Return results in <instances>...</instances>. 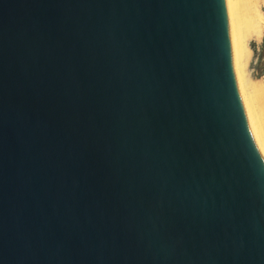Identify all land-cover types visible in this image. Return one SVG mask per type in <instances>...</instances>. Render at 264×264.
<instances>
[{
	"label": "water",
	"instance_id": "obj_1",
	"mask_svg": "<svg viewBox=\"0 0 264 264\" xmlns=\"http://www.w3.org/2000/svg\"><path fill=\"white\" fill-rule=\"evenodd\" d=\"M0 264H264L225 0H0Z\"/></svg>",
	"mask_w": 264,
	"mask_h": 264
},
{
	"label": "bare ground",
	"instance_id": "obj_2",
	"mask_svg": "<svg viewBox=\"0 0 264 264\" xmlns=\"http://www.w3.org/2000/svg\"><path fill=\"white\" fill-rule=\"evenodd\" d=\"M247 1H248V4L250 3V5L247 6V7L244 5V7H246V9H248L250 7L254 8L255 5L257 4L255 0H246V2ZM233 2H235V0L234 1L233 0H225L227 14H228V19H229V24H230V30H231L233 67H234V70H235V74H236V77H237V80H238V84H239V87H240V91H241V94H242V97H243V101H244V104H245V108H246V111H247V114H248V118H249L250 125H251V128H252L254 137H255V141H256L257 147L259 148L260 153H261L262 157L264 158V111H263L264 109L262 110V107L264 105L262 107H260L261 105L260 106L259 105L256 106L255 103H257V100L259 99V98H257L258 94L256 95L257 99H256V102H255L254 98L252 99V97L250 95V92H251L252 89L249 88V89H251L250 92L248 90V87H249L250 84H248L249 82L247 83V79H246V77L244 75L245 62L248 60V58L250 56L249 50L247 49V41L250 40V39L259 40L261 35L263 34V30H264L263 29V25L264 24H263L262 21H261V24L257 23V21L255 20L256 18H255L254 19L255 22L254 23L252 22V27H250L251 30L248 28V30H250V31L248 33L247 32L244 33L245 36L241 37L239 35V33H238L240 28H238V25L236 23V22L239 21V20H237L239 14L236 12L238 9L236 10V6H235L237 3L235 2L236 3L235 4ZM240 3H241V1H240ZM246 9H244L245 12L244 11H242V12H244L247 15L248 11H250V10H246ZM246 11H247V13H246ZM234 12H236V13H234ZM250 12H249V14H250ZM253 13H255V12H253ZM259 14H261V13H259ZM251 16H254V15L251 14ZM257 18H258V16H257ZM260 18L262 19V17H260ZM248 24L251 26V23H249V21L247 23V26L249 27ZM239 25H240V23H239ZM245 28H247V27L245 26ZM248 30L246 29V31H248ZM245 71H246V69H245ZM257 92H259V94H261V96H262V98L264 100V89H262V88L261 89H257ZM252 96H253V94H252ZM262 98H261V102H262ZM263 103H264V101H263Z\"/></svg>",
	"mask_w": 264,
	"mask_h": 264
},
{
	"label": "rangeland",
	"instance_id": "obj_3",
	"mask_svg": "<svg viewBox=\"0 0 264 264\" xmlns=\"http://www.w3.org/2000/svg\"><path fill=\"white\" fill-rule=\"evenodd\" d=\"M234 1V0H233ZM240 1H241V3H240ZM235 0V2L238 4H236L235 2H233V3H235L236 5V12L239 14V16L241 17H239L238 16V19L237 20H239L238 22H236L237 23V25H238V28H240L239 29V31H238V33H239V35L241 36V37H244L245 36V34L244 33H248L250 30H251V28L250 27H252V22L254 23L255 22V20L257 21V23H260L261 24V21L263 22V24H264V0H255L256 1V5H255V7L254 8H252V7H250V8H248V9H246V7L247 6H249L250 5V3L248 4V1L246 2V0ZM243 2V3H242ZM245 3V4H244ZM247 3V4H246ZM243 4V5H242ZM259 4V5H258ZM244 5L246 6V7H244ZM240 6V7H239ZM244 8V9H246V10H250V11H248V14L246 15L244 12H245V10L242 8V7ZM260 7V8H259ZM242 8V9H241ZM235 9V8H234ZM258 9V10H257ZM241 10V11H240ZM256 10V11H255ZM242 11H244V12H242ZM236 12H234V13H236ZM249 12H250V14H249ZM253 12H255V13H253ZM246 13H247V11H246ZM259 13H261V14H259ZM251 14H253L254 16H251ZM250 15V16H249ZM260 15V16H259ZM256 16V17H255ZM257 16H258V18H257ZM235 17V16H234ZM237 17V16H236ZM260 17H262V19L260 18ZM243 18V19H242ZM256 18V19H255ZM247 19V20H246ZM252 19V20H251ZM255 19V20H254ZM259 19V20H258ZM261 19V20H260ZM245 20V21H244ZM248 21H249V23H251V26L249 25V27L247 26V23H248ZM245 22V23H244ZM239 23H240V25H239ZM245 26L247 27V28H245ZM237 28V29H238ZM248 28L250 29V30H248ZM246 29L248 30V31H246ZM263 29H264V25H263ZM243 33V34H242ZM264 47V30H263V34L261 35V37H260V39L259 40H252V39H250V40H248L247 41V49L249 50V53H250V56H249V58H248V60L245 62V68H244V75H245V77H246V79H247V83L248 84H250L249 85V87H248V90H249V92H250V90H251V92H250V95H251V97H252V99L254 98V101L256 102V99L257 98H259L258 100H257V103H255L256 104V106L257 105H261L260 107H262L263 105H264V103H263V98H262V96H261V94H259V92H257V89H264V71H263V73H261V71L259 72V71H257L256 69H254L253 68V64L255 63V61H256V55L262 50V48ZM245 69H246V71H245ZM257 85V86H256ZM249 88H251V89H249ZM256 90V91H255ZM255 93V94H254ZM252 94H253V96H252ZM258 94V95H257ZM256 95H257V98H256ZM259 96V97H258ZM261 98H262V102H261ZM261 103V104H260ZM263 103V104H262ZM264 109V106L262 107V110ZM264 111V110H263ZM259 149V148H258ZM260 151V150H259Z\"/></svg>",
	"mask_w": 264,
	"mask_h": 264
},
{
	"label": "trees",
	"instance_id": "obj_4",
	"mask_svg": "<svg viewBox=\"0 0 264 264\" xmlns=\"http://www.w3.org/2000/svg\"><path fill=\"white\" fill-rule=\"evenodd\" d=\"M253 68L256 69L257 71H259V72L261 71V73H263V71H264V47L256 55V61L253 64Z\"/></svg>",
	"mask_w": 264,
	"mask_h": 264
}]
</instances>
